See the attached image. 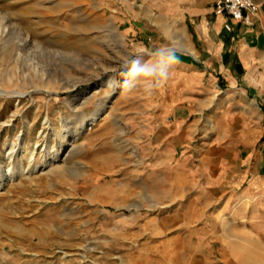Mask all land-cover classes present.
<instances>
[{"label":"rangeland","instance_id":"1","mask_svg":"<svg viewBox=\"0 0 264 264\" xmlns=\"http://www.w3.org/2000/svg\"><path fill=\"white\" fill-rule=\"evenodd\" d=\"M135 13L126 0H0V264H132L146 219L167 212L152 208L173 178L159 168L154 117L176 68L151 93L121 85L126 59L181 46L128 35L121 21ZM213 124L203 115L194 133L196 164L219 140L202 135ZM222 144L263 145L251 135ZM253 198L229 212L226 244L264 264V197Z\"/></svg>","mask_w":264,"mask_h":264},{"label":"crops","instance_id":"2","mask_svg":"<svg viewBox=\"0 0 264 264\" xmlns=\"http://www.w3.org/2000/svg\"><path fill=\"white\" fill-rule=\"evenodd\" d=\"M256 1L258 14L246 25L216 16V0H126L137 10L122 18L128 35L140 28L181 46L176 82L154 117L161 125L153 143L167 159L159 168L173 178L161 183L152 208H169L146 219L132 264H244L226 234L231 210L248 211L253 197H264V0ZM203 115L216 129L202 135L219 140L198 152L196 164L192 143ZM247 135L263 145L222 144Z\"/></svg>","mask_w":264,"mask_h":264},{"label":"clouds","instance_id":"3","mask_svg":"<svg viewBox=\"0 0 264 264\" xmlns=\"http://www.w3.org/2000/svg\"><path fill=\"white\" fill-rule=\"evenodd\" d=\"M151 58L145 60L143 55L126 59L124 68L125 79L122 87L131 91L138 86H143L146 92L159 87L167 80L170 68L175 63V52L171 47L162 46L150 54Z\"/></svg>","mask_w":264,"mask_h":264},{"label":"built area","instance_id":"4","mask_svg":"<svg viewBox=\"0 0 264 264\" xmlns=\"http://www.w3.org/2000/svg\"><path fill=\"white\" fill-rule=\"evenodd\" d=\"M259 4L256 0H216L214 14L233 22H241L246 25L252 23V19L258 14ZM224 28L231 32L233 25L226 22Z\"/></svg>","mask_w":264,"mask_h":264}]
</instances>
